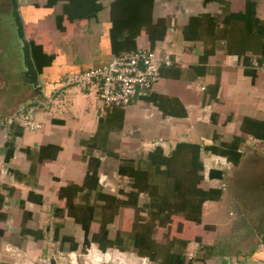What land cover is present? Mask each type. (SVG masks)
Instances as JSON below:
<instances>
[{"label":"crops","instance_id":"0c3cea01","mask_svg":"<svg viewBox=\"0 0 264 264\" xmlns=\"http://www.w3.org/2000/svg\"><path fill=\"white\" fill-rule=\"evenodd\" d=\"M14 3L45 107L40 128L24 131L5 120L33 91L23 83L0 96V264H12L5 245L36 260L85 242L153 264H264V206L236 191L239 180L254 187L247 166L264 168V0ZM0 14L1 26L15 27L11 0H0ZM142 49L175 64L124 108L92 87L60 88ZM196 150L198 189L220 192L202 204L199 225L184 217L196 204ZM258 180L264 199V170ZM178 182L194 204L175 203ZM235 212L255 223L234 232Z\"/></svg>","mask_w":264,"mask_h":264},{"label":"built area","instance_id":"2783aa9c","mask_svg":"<svg viewBox=\"0 0 264 264\" xmlns=\"http://www.w3.org/2000/svg\"><path fill=\"white\" fill-rule=\"evenodd\" d=\"M240 59L238 56L233 57L234 61ZM139 63H142L143 69L139 68ZM174 64L175 61L168 54H160L151 49L137 50L126 56L113 57L100 66L70 74L60 84V88L92 87L96 89L97 96L103 104L124 108L139 92L151 91L159 81L160 70ZM251 67L256 69L257 63L252 61ZM54 92L55 90H52V93ZM42 107H45V103L34 100L6 118L5 123L7 126L17 124L24 131L38 130L40 125L35 122V115ZM82 251L84 253L80 254ZM3 252L10 258L12 264H50L51 260H54L55 264H79L81 258L82 264H153L147 258L137 257L134 254L113 249L98 250L90 243L84 244L78 252H51L36 260L29 259L26 253L11 245H5Z\"/></svg>","mask_w":264,"mask_h":264},{"label":"rangeland","instance_id":"374dc122","mask_svg":"<svg viewBox=\"0 0 264 264\" xmlns=\"http://www.w3.org/2000/svg\"><path fill=\"white\" fill-rule=\"evenodd\" d=\"M2 18V15L0 14V19ZM13 22V19H11ZM13 24V23H12ZM4 28V30H3ZM9 30V35L5 34V31L8 32ZM22 68H24V62L22 58V52L20 50V44H19V39L18 35H16L15 27L12 26L10 28H6V25L1 26L0 22V96L2 95V90H8L10 94L16 93V89L18 87H22L23 85V78L21 77V71ZM2 81H4V84H2ZM11 89V90H10ZM262 164H259L261 166ZM250 167H253V165L247 166L248 170L250 172H256V176L253 178V181H247L250 182L254 185L253 188H248L247 190L245 188V182L246 181H241L239 180L237 184H239L243 188H238L236 191L239 195L238 198H240L242 201H249L251 204L250 206L257 208V207H263L264 206V199L262 196L263 189L260 188V184L263 185V182L258 180V173L261 170H264V168H259V167H254V170H251ZM248 171V173H249ZM250 178L251 175H250ZM252 180V179H250ZM260 188V189H258ZM249 190V192H248ZM245 192L247 194H245ZM226 198L227 195H226ZM232 215L230 218L232 219V224L233 229L236 227L238 230H236V233H239V229L243 227H249L250 226V221L252 219L250 218V214L248 213H242V212H235L231 213ZM256 214L253 213L252 216L255 218ZM257 216V215H256ZM264 216L263 214L261 217ZM263 218V217H262ZM256 225V224H255ZM235 232V229H234ZM233 233V234H236ZM235 239V237L233 238ZM83 254L84 251L80 252V254ZM83 259L81 258L79 260V264H82Z\"/></svg>","mask_w":264,"mask_h":264},{"label":"water","instance_id":"95a60500","mask_svg":"<svg viewBox=\"0 0 264 264\" xmlns=\"http://www.w3.org/2000/svg\"><path fill=\"white\" fill-rule=\"evenodd\" d=\"M12 3V19L15 24L16 35H18L20 50L22 52V58L24 62V68H22L21 77L24 80V84L28 86L33 91V101L37 100L40 103H44L43 96V87L38 82V75L32 63L29 46L24 39L23 27L19 21L18 14L16 12V5L14 0H11ZM12 21V20H11ZM139 68L143 69L142 63L138 64ZM264 243V239H263ZM50 264H55L54 260L50 261Z\"/></svg>","mask_w":264,"mask_h":264},{"label":"trees","instance_id":"16d2710c","mask_svg":"<svg viewBox=\"0 0 264 264\" xmlns=\"http://www.w3.org/2000/svg\"><path fill=\"white\" fill-rule=\"evenodd\" d=\"M251 6L247 5V8H249ZM244 63V66L246 68L249 67V59H244L243 61ZM254 75V73H252ZM198 150H196V189L194 190L195 192V201H196V204L193 206H190V209H192L193 211H188V212H185L184 214V217L187 221H192L194 223H196L197 225L200 224V216H201V207H202V204L207 201V200H212V199H216V196L217 198L220 197V192H217V194L215 192H205L201 189H198L197 185L200 183L201 181V177L198 175L200 169H201V166L200 164L198 163ZM181 183L178 182L176 183V190H175V193L177 194L178 192V196H175L173 199L176 201L175 203L180 206L181 208H186L188 205H190V203H193L192 201L190 202L191 199H185L184 197L186 196L185 192H182V191H178L177 189L180 187ZM213 194H216L215 196H213ZM194 204V203H193ZM164 211L162 210L161 212H158L156 214V216L154 217V219H158L160 217V215H163ZM85 245H88L89 243L88 242H85L84 243ZM103 251H106L105 249ZM178 264H182L181 261H179Z\"/></svg>","mask_w":264,"mask_h":264}]
</instances>
